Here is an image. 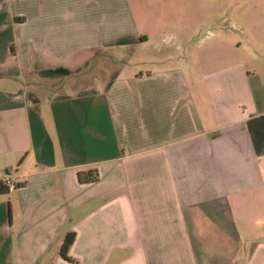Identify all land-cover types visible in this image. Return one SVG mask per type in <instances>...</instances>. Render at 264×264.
I'll return each instance as SVG.
<instances>
[{
    "label": "crops",
    "instance_id": "crops-1",
    "mask_svg": "<svg viewBox=\"0 0 264 264\" xmlns=\"http://www.w3.org/2000/svg\"><path fill=\"white\" fill-rule=\"evenodd\" d=\"M159 3L0 0V264H264V0Z\"/></svg>",
    "mask_w": 264,
    "mask_h": 264
},
{
    "label": "rangeland",
    "instance_id": "rangeland-1",
    "mask_svg": "<svg viewBox=\"0 0 264 264\" xmlns=\"http://www.w3.org/2000/svg\"><path fill=\"white\" fill-rule=\"evenodd\" d=\"M188 5H183V2L180 0H175V4L173 6H167L162 5V0H160L159 6H158V12L157 14L160 15L163 19H165L167 16L169 18V23L171 22L174 25V29L181 28V25L183 23V20L188 15L190 17L189 25L193 29L196 30V36L202 35V33L205 30H212L214 31L213 26L209 24V18H215L217 16V22L220 21V19L225 17V14L229 12V7L225 4L223 5H216L211 4L214 0H186ZM227 2L228 0H224ZM207 3L206 5H200L198 3ZM168 8V9H167ZM246 6H242L238 9V12L240 13ZM251 12L258 14L261 12L260 7H256L255 9L251 10ZM200 17H206V21L202 22V27L199 28L198 24L202 21H200ZM186 20V19H185ZM186 22V21H185ZM188 22V21H187ZM204 24V25H203ZM197 25V26H196ZM65 84H70L71 81H68L67 79L63 81Z\"/></svg>",
    "mask_w": 264,
    "mask_h": 264
},
{
    "label": "trees",
    "instance_id": "trees-1",
    "mask_svg": "<svg viewBox=\"0 0 264 264\" xmlns=\"http://www.w3.org/2000/svg\"><path fill=\"white\" fill-rule=\"evenodd\" d=\"M45 74L47 75H66L67 71L63 70V69H56L53 71H48L45 72ZM97 179V175L95 171H86V172H78L77 173V180L79 183H89V182H94ZM7 192L6 187L0 182V194H4ZM74 238V234L73 233H68L65 235V237L62 240V243L59 247V255L62 259L66 260V261H71V259L67 256V250L68 247L71 245L72 241Z\"/></svg>",
    "mask_w": 264,
    "mask_h": 264
},
{
    "label": "built area",
    "instance_id": "built-area-1",
    "mask_svg": "<svg viewBox=\"0 0 264 264\" xmlns=\"http://www.w3.org/2000/svg\"><path fill=\"white\" fill-rule=\"evenodd\" d=\"M0 182L6 187L7 191H11L15 187L7 177L3 178Z\"/></svg>",
    "mask_w": 264,
    "mask_h": 264
}]
</instances>
